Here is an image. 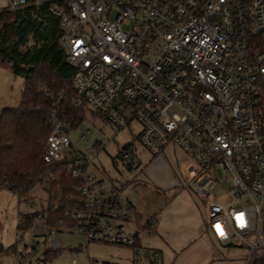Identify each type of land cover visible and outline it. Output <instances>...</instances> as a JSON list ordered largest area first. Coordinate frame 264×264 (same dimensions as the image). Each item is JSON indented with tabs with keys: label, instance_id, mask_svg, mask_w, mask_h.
<instances>
[{
	"label": "built area",
	"instance_id": "2783aa9c",
	"mask_svg": "<svg viewBox=\"0 0 264 264\" xmlns=\"http://www.w3.org/2000/svg\"><path fill=\"white\" fill-rule=\"evenodd\" d=\"M5 2L0 12L50 5L73 68L75 107L119 131L137 123L138 140L153 156L179 150L187 158L185 182L205 202L212 239L248 247V263L264 252V0ZM71 130L55 124L43 157L47 164L65 162L63 173L74 181L78 200L68 197L76 207L66 217L86 244L127 247L134 264H158L156 250L135 244L144 232L134 219L137 193L95 191ZM121 158L127 169L137 168L128 152ZM218 173L227 199L237 204L216 201Z\"/></svg>",
	"mask_w": 264,
	"mask_h": 264
},
{
	"label": "rangeland",
	"instance_id": "374dc122",
	"mask_svg": "<svg viewBox=\"0 0 264 264\" xmlns=\"http://www.w3.org/2000/svg\"><path fill=\"white\" fill-rule=\"evenodd\" d=\"M5 5V0H0V9ZM22 89L23 79L15 77L7 67L0 66V111L17 107ZM140 131L141 127L135 122L130 128L119 131L94 113L87 112L84 121L69 132L70 141L80 155L85 157L87 171L95 179L94 190L108 192L115 189L122 195L137 191L140 200L152 193L170 200L173 193L184 191L193 201L197 199L185 182V155L176 148H167L158 156L151 155L138 140ZM82 132L86 135L84 139L78 140ZM95 145H99L100 150L95 149L93 154H88L87 150ZM124 152L132 156L137 166L135 170L124 167L121 158ZM218 175L219 182L212 191L216 201L221 204H226L225 201L237 204L227 199L223 188L228 184L220 173ZM168 177L174 178L179 183V188L166 190L158 183L159 180L165 182ZM47 198L48 194L40 184L19 196L0 189V264H18L20 261L29 264H134L133 253L129 248L97 242L86 244L75 227H45V218L42 216L35 219L29 227L19 229L22 215L41 213L47 209ZM199 202L205 209V202ZM128 228L134 230L135 226L130 222ZM50 232L53 233V238L47 236ZM144 236L152 235L139 233L141 239ZM49 251L53 254H49L43 261L44 254ZM225 251H228L229 256L223 264H248V247H225ZM21 254L23 258L20 257Z\"/></svg>",
	"mask_w": 264,
	"mask_h": 264
},
{
	"label": "trees",
	"instance_id": "16d2710c",
	"mask_svg": "<svg viewBox=\"0 0 264 264\" xmlns=\"http://www.w3.org/2000/svg\"><path fill=\"white\" fill-rule=\"evenodd\" d=\"M59 35L58 19L50 5L0 12V66L23 79L18 106L0 112V189L19 196L40 184L48 194L47 209L22 215L19 229L29 227L40 216L50 228L75 227L66 215L76 207L68 197L74 202L78 197L71 190L73 179L63 173L65 162L47 164L43 160L53 126L74 129L86 116L74 105L73 68L58 44ZM57 187L60 190L52 197ZM55 203L58 209H54ZM134 219L146 235L154 234L151 219L143 221L137 214ZM135 244L139 245L137 237ZM49 254L53 252H46L43 261ZM248 264H264V252L254 254Z\"/></svg>",
	"mask_w": 264,
	"mask_h": 264
},
{
	"label": "crops",
	"instance_id": "0c3cea01",
	"mask_svg": "<svg viewBox=\"0 0 264 264\" xmlns=\"http://www.w3.org/2000/svg\"><path fill=\"white\" fill-rule=\"evenodd\" d=\"M158 183L166 190L179 188V183L172 177ZM132 192L125 196L131 198L137 193V197L132 198L137 216L143 221H156L154 234L139 237V244L156 250L160 264H223L227 261L228 251L212 239L205 219L206 210L199 200L193 201L184 191L173 193L170 200L156 193L147 194L146 199L140 200L138 192Z\"/></svg>",
	"mask_w": 264,
	"mask_h": 264
},
{
	"label": "water",
	"instance_id": "95a60500",
	"mask_svg": "<svg viewBox=\"0 0 264 264\" xmlns=\"http://www.w3.org/2000/svg\"><path fill=\"white\" fill-rule=\"evenodd\" d=\"M2 252V247L0 246V253Z\"/></svg>",
	"mask_w": 264,
	"mask_h": 264
}]
</instances>
